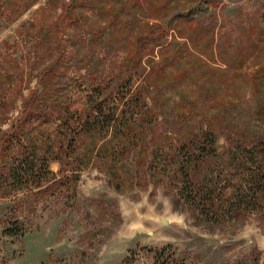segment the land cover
<instances>
[{
	"label": "rangeland",
	"instance_id": "obj_1",
	"mask_svg": "<svg viewBox=\"0 0 264 264\" xmlns=\"http://www.w3.org/2000/svg\"><path fill=\"white\" fill-rule=\"evenodd\" d=\"M262 12L264 0H0V264H264V189L250 187L264 178ZM93 93L123 115L115 129H62ZM209 128L214 153L186 177L180 145ZM207 192L209 215L192 204Z\"/></svg>",
	"mask_w": 264,
	"mask_h": 264
},
{
	"label": "trees",
	"instance_id": "obj_2",
	"mask_svg": "<svg viewBox=\"0 0 264 264\" xmlns=\"http://www.w3.org/2000/svg\"><path fill=\"white\" fill-rule=\"evenodd\" d=\"M194 12L195 11H192L190 9V10L185 12L186 16L183 15L184 23L186 25L190 26L193 23V21L195 19H197L196 12H195V14H194ZM259 17H260L259 22L261 20V21H263L262 23L264 24V12H262L259 15ZM152 28H153V30L155 29L158 33H162V32L167 31V28H165L164 26L162 27L161 25L158 26L157 28H155V26L154 27L148 26V29H145L144 31H142V35L145 37H154V35L150 34ZM255 28H259V30H260V26L259 27L256 26ZM136 46H137V44H136ZM137 52L138 51L132 52V54H130L128 57H126L125 61L122 63L123 68L119 72V75H118L119 77H121V78L124 77V75H125L124 71H126V67L124 65H126L129 61H134L135 56H137V54H138ZM143 72L145 73L144 70H143ZM153 72H154V68L151 67L150 71L148 72V75L151 76V74H153ZM263 81H264V78L259 77V78H254L252 80V83L255 87H259L260 85H262ZM41 85H42V89H41L42 90V92H41L42 97L44 98V100H50L49 91H50L51 84L46 83V81L44 80ZM101 94L98 95L99 97H97L95 95V93L92 94L93 95L92 97L97 99V100L92 99L91 94H90V96H86V98L89 99V102H88L86 109H85V113L87 114L85 119H79V120L74 119L75 122L73 121L71 123L70 119H73V116L69 117L71 115L70 114L71 112H69V110L63 111L61 108L58 109L57 110L58 113L63 111V113L66 115L64 118L61 117L62 118V125L60 127H62V129L67 130L68 132H70V131H75L74 129H72L71 126H73L74 124H77V125H81L82 130L85 133L86 132L101 133V131L104 130L103 128H105L107 130H109V129L111 130V128L115 129L116 123H118L123 118V115L121 113L115 114L114 111H112L113 114L109 113V112L107 114H104L103 109L105 108L106 104L104 102H101V100H102V99H100ZM56 101L57 100H53L52 102H56ZM45 110H48V109H45ZM50 110H53V107H51ZM112 131H114V130H112ZM84 132L81 131V133H84ZM116 132L117 131L115 130L114 133L116 134ZM72 133L74 134V132H72ZM70 134L68 135V137H70L68 139V145L69 146H70V144H73L76 141L75 134H74V137L70 136ZM215 138L216 137L214 135V130L209 128V130H200L198 132H193V134H191L186 139V142H184V144L180 145V146H182V148H180V149H182V152H183L182 155H184L182 157L183 159L181 160L180 165H181L182 169L180 171L185 173V175H187L186 177H188V173H187V171H189L188 169L189 168L191 169L194 166L195 167L199 166L201 164V162L205 160V158H206L205 155L212 151V148H211V150L208 151L207 146L212 147L216 143ZM211 153H214V152H211ZM184 169H186V172ZM253 181H254V183L251 184V186H250L253 191H256V193H257L258 191H262L264 189V186L260 185L261 182L264 181V178L256 176ZM190 186L191 185L188 184L187 187L182 186V188H183V191L187 193L185 195H188V197H189L188 200L192 201L191 196H189L192 192L190 190V188H188ZM204 194L205 195L202 198L203 201H201V200L198 202L195 201V202H192V204L193 205L195 204L198 207L202 206L200 208L201 213L209 215L210 210H211V202L213 201V197L211 195H209L210 193H208V192L204 193ZM255 196H256V194H255ZM253 198L254 197H251L250 199L241 198V199H239L238 202L244 204L247 207L251 206V205L253 206L255 204V202H254L255 199H253ZM158 256L160 257V260L163 257L162 254L156 253V259H158ZM166 261H167V259L163 260L162 262L160 261L157 264H164V263H166ZM166 264H186V263L179 262V261H172V262H168Z\"/></svg>",
	"mask_w": 264,
	"mask_h": 264
}]
</instances>
